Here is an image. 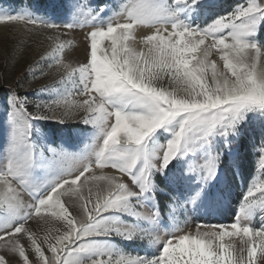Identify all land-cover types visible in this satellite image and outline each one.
Here are the masks:
<instances>
[{
  "label": "snow or ice",
  "instance_id": "obj_1",
  "mask_svg": "<svg viewBox=\"0 0 264 264\" xmlns=\"http://www.w3.org/2000/svg\"><path fill=\"white\" fill-rule=\"evenodd\" d=\"M198 2L119 0L104 23L89 0H77L72 22L64 24L27 10L0 12V25H19L53 49L29 65L31 78L47 75L53 63L59 75L33 91L45 97L37 99L19 91L28 92L27 78L0 80L11 90V132L0 167V264H264V180L249 185L231 223L185 221L163 235L154 231L161 216L152 203L156 173L183 158L187 172L206 185L223 154L217 138L230 147L248 113L264 114V44L255 39L264 0H241L211 23L192 26L181 15ZM77 30L83 59L73 64L68 37ZM26 43L12 45L13 58L24 54ZM38 120L79 121L97 135L79 153L44 150L33 141ZM162 128L171 138L154 144ZM256 151L264 177V139ZM41 168L46 175L38 180ZM202 191L185 202L173 197V217L185 203L195 205ZM112 237L162 246L154 255L133 256L108 242Z\"/></svg>",
  "mask_w": 264,
  "mask_h": 264
},
{
  "label": "rangeland",
  "instance_id": "obj_2",
  "mask_svg": "<svg viewBox=\"0 0 264 264\" xmlns=\"http://www.w3.org/2000/svg\"><path fill=\"white\" fill-rule=\"evenodd\" d=\"M118 2L119 0H89L91 7L99 13L98 20L101 23L108 20ZM240 2L241 0H199L198 4L182 13L181 18L192 26H205L219 16L231 12ZM76 3L77 0H0V12L14 14L27 10L37 17L57 24H64L72 22L75 13V8L72 5ZM105 5H107L106 8H104ZM100 8H104V11L101 12ZM143 27L144 30H147V26ZM82 35V31L77 30L70 33L68 37L72 39L74 45L75 55L68 58L73 64H77L83 59ZM138 35L139 32L136 36L137 39ZM19 39L27 41L24 54L13 58L12 45ZM61 39H65V37ZM255 39L264 44V24H261ZM48 45L49 42L42 36H29L23 32L19 25H0V80L6 77L15 82L27 78L31 81V86L27 88L28 92H25V89H20L21 94L28 95L30 99L45 98L33 91L45 84H51L59 78L56 66L53 63L51 68H47V75L33 80L29 75V65L39 60L41 55L53 51ZM67 51L69 50L65 49V53ZM212 58L216 59L218 64L220 63L217 57L213 56ZM2 87L6 91L0 95V167L6 160V149L11 132L8 122V97L11 90L0 84V88ZM164 87L167 88L168 84L164 83ZM29 111H34V106L30 105ZM53 123H57L58 130L56 132L51 128L50 124ZM239 129L238 135L229 138L231 143L228 148L224 147L222 138H217L216 150L222 151L223 154L220 157L216 176L206 185L187 172V160L183 158H177L169 165L168 169L156 173L155 183L158 186V192L152 203L158 204L161 208L159 223L154 229L156 234L163 235L170 232L177 224H181L183 227L185 221L189 225L195 223L228 224L235 219L249 185L254 180L257 182L264 180V177H260L256 170V161L259 155L256 148L264 139V114L248 113L247 118L239 125ZM96 135L97 130L94 126L75 120L65 123L55 120L33 122V141L44 150L54 147L79 153L93 142ZM170 138L171 132L162 128L154 135L153 143L164 144ZM105 172L109 175H118L113 169H105ZM45 175L46 170L42 168L35 172L38 180H43ZM188 187L193 193L191 190L187 191ZM201 188L203 191L195 204L196 209H188L193 204L187 202L173 217L169 210L172 198L178 197L181 202L188 201L190 196ZM62 199L67 202L69 198L63 197ZM70 210L73 215H76L75 206ZM192 218L196 219L192 220ZM122 219L130 220L131 218L123 216ZM255 222L259 223L260 218L257 217ZM29 223L34 229L38 227L35 221ZM51 226L58 227L59 225L52 224ZM108 242L133 256L137 254L154 255L162 246V241L160 244H151L143 239L125 240L120 237H112Z\"/></svg>",
  "mask_w": 264,
  "mask_h": 264
},
{
  "label": "trees",
  "instance_id": "obj_3",
  "mask_svg": "<svg viewBox=\"0 0 264 264\" xmlns=\"http://www.w3.org/2000/svg\"><path fill=\"white\" fill-rule=\"evenodd\" d=\"M5 91H6V90H5L3 87L0 88V95H1L2 93H4ZM50 125H51V128H53L55 132L58 130V128L56 127L57 123H53V124H50Z\"/></svg>",
  "mask_w": 264,
  "mask_h": 264
},
{
  "label": "water",
  "instance_id": "obj_4",
  "mask_svg": "<svg viewBox=\"0 0 264 264\" xmlns=\"http://www.w3.org/2000/svg\"><path fill=\"white\" fill-rule=\"evenodd\" d=\"M188 209L195 210L196 209V206L195 205H192V206L188 207ZM188 209L186 208V210H188ZM195 219L196 218H192V220H195Z\"/></svg>",
  "mask_w": 264,
  "mask_h": 264
},
{
  "label": "bare ground",
  "instance_id": "obj_5",
  "mask_svg": "<svg viewBox=\"0 0 264 264\" xmlns=\"http://www.w3.org/2000/svg\"><path fill=\"white\" fill-rule=\"evenodd\" d=\"M191 19H193V17H191ZM141 37H140V35H138V40L140 39ZM188 190L187 191H190L191 190V188H187ZM191 192H192V190H191ZM193 193V192H192ZM189 205H190V203H189ZM203 207V206H202Z\"/></svg>",
  "mask_w": 264,
  "mask_h": 264
}]
</instances>
